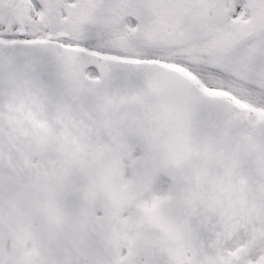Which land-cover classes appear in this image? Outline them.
Masks as SVG:
<instances>
[{
  "label": "water",
  "instance_id": "1",
  "mask_svg": "<svg viewBox=\"0 0 264 264\" xmlns=\"http://www.w3.org/2000/svg\"><path fill=\"white\" fill-rule=\"evenodd\" d=\"M89 67L100 72V82L83 76ZM33 124H117L115 139L106 142L112 157L139 150L143 156L134 168L165 163L170 175L194 185L207 186L211 173L223 168L232 186L246 190L243 225L263 215L264 122L249 131L235 106L202 96L175 71L99 63L93 55L47 42L0 44V132L26 137Z\"/></svg>",
  "mask_w": 264,
  "mask_h": 264
},
{
  "label": "flooded vegetation",
  "instance_id": "2",
  "mask_svg": "<svg viewBox=\"0 0 264 264\" xmlns=\"http://www.w3.org/2000/svg\"><path fill=\"white\" fill-rule=\"evenodd\" d=\"M193 7L194 30L206 29L209 38L215 36V40L222 42V47L225 49L223 54L227 64L225 70L217 71L213 81H205L206 84L214 86L218 91H226L242 98L241 94L221 76L225 77L229 72L234 74L239 71L235 68L236 60L239 59V63L245 61L247 65V68L241 67L242 78L264 81V0H194ZM211 48H215V45ZM217 57L218 53L213 51L210 59L214 60ZM215 78L219 79L216 84ZM52 135L54 140L53 132ZM81 172L80 164L72 163L67 156L62 159L58 152L50 153L47 175L39 179L40 184L36 185V189L40 191L37 196L38 202L48 203L51 209V223L46 224L40 219L38 202L36 209L26 211L27 216H0V264H40V254L51 258L54 257L55 252L66 255L63 264H78L66 262H71L75 256L84 252V246L81 244L85 242L83 236L87 235V232L82 226L77 227L73 224L81 223L83 217H86L82 212L83 205L90 206V214L93 216L94 210L109 204L110 200L113 201V192L118 188L113 184L112 169L111 177L109 175L98 177L100 182H104L103 185H87V181L91 179L81 177ZM160 188L162 190L154 197L158 199L151 204L149 200L143 209L149 210L157 203L173 196V188L168 182ZM95 191L98 192L96 195ZM225 198L226 195L221 191L216 193L214 187L204 192L186 194L179 202V206L178 202L176 204L180 227L194 233L212 232L211 242L214 250L213 234L218 227L224 225L227 218ZM12 205L28 207L29 203L21 201ZM168 214L167 209L163 210L158 222L162 224V220H166ZM177 216L175 215L176 222H178ZM94 217L101 218L102 212L98 211ZM62 219L65 221L68 234L64 237L66 239L64 242L59 236L58 240L56 239L54 230L55 222H61ZM111 223H115V220L111 219ZM96 229L99 235L97 239L99 247L107 248L112 245L109 232L113 231V226L102 224ZM185 250L188 252V248ZM66 251L68 252L65 254ZM220 255L223 262L264 264V223L239 230L232 242L220 247ZM143 262L139 264H144Z\"/></svg>",
  "mask_w": 264,
  "mask_h": 264
},
{
  "label": "rangeland",
  "instance_id": "3",
  "mask_svg": "<svg viewBox=\"0 0 264 264\" xmlns=\"http://www.w3.org/2000/svg\"><path fill=\"white\" fill-rule=\"evenodd\" d=\"M79 2L80 4L77 0H0V40L30 42L56 38L58 33H64L65 37L61 41L64 46L83 48L97 53L101 58L158 61L168 68L192 75L194 67L189 57L191 46L189 43L179 45L173 31L164 32L163 35L148 31L143 25H136V19L128 18L126 10L115 12L113 16L97 13L98 7H103L112 0ZM191 2L192 0H184L185 4L191 5ZM13 12L16 17L12 16ZM53 16L58 21H50ZM48 20L51 23L49 26ZM16 25L24 30L22 37L14 31ZM185 27L186 25L180 26L182 30ZM95 76L94 72L88 73L89 78L93 79ZM200 76L204 81H213V77L206 73H201ZM216 82L219 79L215 78L214 83ZM243 91L252 92L250 100L263 106L261 98L255 92L247 89ZM248 115L252 124L264 118V112L258 110L250 111Z\"/></svg>",
  "mask_w": 264,
  "mask_h": 264
}]
</instances>
